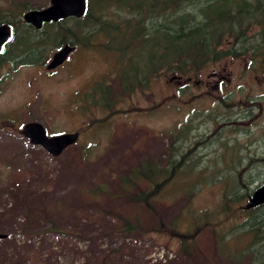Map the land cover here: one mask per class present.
Wrapping results in <instances>:
<instances>
[{"label":"rangeland","instance_id":"rangeland-1","mask_svg":"<svg viewBox=\"0 0 264 264\" xmlns=\"http://www.w3.org/2000/svg\"><path fill=\"white\" fill-rule=\"evenodd\" d=\"M50 3L0 0V17L22 30L26 5ZM85 41L53 71L0 60V264H251L264 254V239L241 224L249 196L225 206L237 187L264 182V69L229 57L127 91L107 37ZM64 44L52 43L48 61ZM31 120L80 138L53 155L26 136ZM181 150L183 184L174 177L151 205L119 193L117 174L148 160L165 166Z\"/></svg>","mask_w":264,"mask_h":264},{"label":"trees","instance_id":"trees-1","mask_svg":"<svg viewBox=\"0 0 264 264\" xmlns=\"http://www.w3.org/2000/svg\"><path fill=\"white\" fill-rule=\"evenodd\" d=\"M68 20L73 23L66 24ZM1 22L11 24L9 17H0ZM11 25L15 36L0 60L11 55L16 65L48 62L52 43L77 45L88 38V44L92 35H105V46L119 53L120 83L127 91L154 75L191 77L229 57H245L254 71L264 69V0H87L81 17L46 22L40 29L28 22H23L22 30ZM48 25L57 27L55 33L38 36ZM176 154L165 166L148 160L130 166L122 176L117 174L113 182L117 181L119 193L128 201L151 205L156 193L174 177L179 186L183 184L185 180L177 176L186 169V153L181 150ZM188 165L193 171L192 164ZM141 181L148 183L146 188L138 187ZM133 188L139 191L133 194ZM239 189L242 186L233 195H226L225 206H231L230 200L242 201L254 191L246 188L240 193ZM125 218L127 229H133ZM241 224L253 233L254 242L264 239V203L251 207ZM183 249L191 251L187 245ZM254 254L251 264H264V254L258 250Z\"/></svg>","mask_w":264,"mask_h":264},{"label":"water","instance_id":"water-1","mask_svg":"<svg viewBox=\"0 0 264 264\" xmlns=\"http://www.w3.org/2000/svg\"><path fill=\"white\" fill-rule=\"evenodd\" d=\"M86 10L87 0H51V3L47 6L27 9L23 14V18L35 28L40 29L46 22L58 21L70 16L81 17ZM14 36V27L8 22H1L0 56L5 52ZM74 48L75 45L65 43L53 53L47 66L55 68L63 64ZM24 131L33 143L42 145L53 155H60L69 145L74 144L80 138L79 130L49 134L44 124L39 120L28 121L25 124ZM262 203H264V182L254 189L249 196L246 207L251 208ZM6 235V233L0 232V238Z\"/></svg>","mask_w":264,"mask_h":264},{"label":"flooded vegetation","instance_id":"flooded-vegetation-1","mask_svg":"<svg viewBox=\"0 0 264 264\" xmlns=\"http://www.w3.org/2000/svg\"><path fill=\"white\" fill-rule=\"evenodd\" d=\"M48 62H49V61H48ZM48 62H47V63H48ZM47 63H46V66H47ZM59 66H60V65H59ZM47 68H48V69H47L48 71H53V70H55L56 68H58V66L55 67V68H49V67L47 66Z\"/></svg>","mask_w":264,"mask_h":264}]
</instances>
